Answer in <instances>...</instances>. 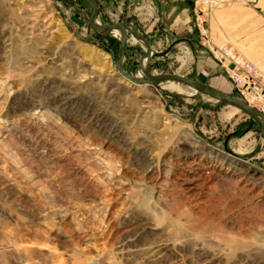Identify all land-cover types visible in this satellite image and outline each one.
Segmentation results:
<instances>
[{"label":"rangeland","instance_id":"rangeland-1","mask_svg":"<svg viewBox=\"0 0 264 264\" xmlns=\"http://www.w3.org/2000/svg\"><path fill=\"white\" fill-rule=\"evenodd\" d=\"M91 11L0 0V264H264L262 124L125 78L122 36L91 28ZM127 19L99 8L100 23ZM131 29L127 73L148 58L150 74L234 94L185 44L150 52Z\"/></svg>","mask_w":264,"mask_h":264},{"label":"crops","instance_id":"crops-1","mask_svg":"<svg viewBox=\"0 0 264 264\" xmlns=\"http://www.w3.org/2000/svg\"><path fill=\"white\" fill-rule=\"evenodd\" d=\"M97 1L100 9L107 5L120 10L124 18H128L127 22L138 26L152 49L160 43L159 40L167 47L185 44L184 47L192 52L198 74L210 73L212 81L233 90L227 69L207 49H203L201 36H198L196 15L202 5L201 0ZM217 1L221 5L207 14L206 27L211 41L217 45L234 44L264 69V0H257L255 5L242 0Z\"/></svg>","mask_w":264,"mask_h":264},{"label":"built area","instance_id":"built-area-1","mask_svg":"<svg viewBox=\"0 0 264 264\" xmlns=\"http://www.w3.org/2000/svg\"><path fill=\"white\" fill-rule=\"evenodd\" d=\"M202 5L196 15V27L199 30L204 49H207L219 64L228 71V77L233 85L236 96L246 100L254 99L259 105H253L264 112V69L249 59L234 44H214L206 27L207 14L221 3L217 0H201ZM255 5L257 0H242ZM251 104V103H250ZM252 105V104H251Z\"/></svg>","mask_w":264,"mask_h":264},{"label":"water","instance_id":"water-1","mask_svg":"<svg viewBox=\"0 0 264 264\" xmlns=\"http://www.w3.org/2000/svg\"><path fill=\"white\" fill-rule=\"evenodd\" d=\"M86 1L91 5V9H92L91 15L89 18V24L91 28L97 31L98 30H113L117 27H121L123 29L121 44H120V54H119L118 61H117V68L119 72L125 78L132 80L135 83H147V84H157L163 81H177L184 85H190L192 87H195L208 96L229 101L262 124L263 126L262 136L264 137V112L260 108L251 105L250 103L240 98L239 96L227 93L209 84L186 77L179 73L150 74L148 71L149 74L147 75L146 78H140L137 75L135 76V75H131L127 73L126 70L123 68V62H124L125 55H126V46H127V43L129 42L128 28L132 27L133 24L126 23V22H116V23L97 22V17H98V12H99V2L97 0H86ZM133 26L137 30H139L138 26L136 25H133ZM134 34L140 37L141 39L145 40L147 42L149 51L152 52V48H151V45L148 39L145 38L143 35L139 34L138 31L134 32Z\"/></svg>","mask_w":264,"mask_h":264},{"label":"bare ground","instance_id":"bare-ground-1","mask_svg":"<svg viewBox=\"0 0 264 264\" xmlns=\"http://www.w3.org/2000/svg\"><path fill=\"white\" fill-rule=\"evenodd\" d=\"M97 22H99L97 20ZM135 32H137L138 30L133 26L131 27ZM131 29V30H132ZM99 32H113L115 34H117L118 36H122V33H123V29L121 27H117L113 30H98ZM148 58H145L143 60V69L139 72V74L137 75L138 77L140 78H146L147 75L149 74L148 73ZM162 83V82H161ZM177 82L175 81H168V82H164L161 84V87L165 90V89H168V90H175L179 93H184V94H187V95H191L193 92L197 91V88L195 87H192L190 85H184V84H181L179 83L180 85H177L176 84ZM249 102L252 104V105H259L254 99L250 98Z\"/></svg>","mask_w":264,"mask_h":264}]
</instances>
